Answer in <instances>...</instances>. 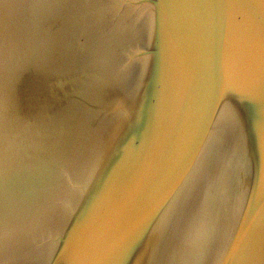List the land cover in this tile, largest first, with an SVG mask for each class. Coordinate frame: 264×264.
I'll return each instance as SVG.
<instances>
[{
  "label": "water",
  "instance_id": "95a60500",
  "mask_svg": "<svg viewBox=\"0 0 264 264\" xmlns=\"http://www.w3.org/2000/svg\"><path fill=\"white\" fill-rule=\"evenodd\" d=\"M0 264H264V0H0Z\"/></svg>",
  "mask_w": 264,
  "mask_h": 264
}]
</instances>
